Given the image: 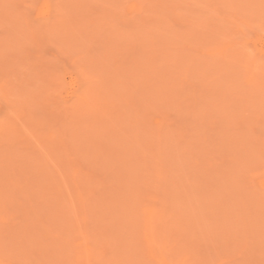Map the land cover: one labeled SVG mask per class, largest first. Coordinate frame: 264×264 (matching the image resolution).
Listing matches in <instances>:
<instances>
[{
	"label": "rangeland",
	"instance_id": "obj_1",
	"mask_svg": "<svg viewBox=\"0 0 264 264\" xmlns=\"http://www.w3.org/2000/svg\"><path fill=\"white\" fill-rule=\"evenodd\" d=\"M0 264H264V0H0Z\"/></svg>",
	"mask_w": 264,
	"mask_h": 264
}]
</instances>
